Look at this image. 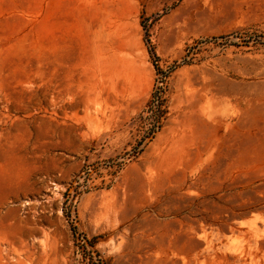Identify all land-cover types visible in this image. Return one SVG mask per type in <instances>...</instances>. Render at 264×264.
<instances>
[{
  "label": "rangeland",
  "instance_id": "rangeland-1",
  "mask_svg": "<svg viewBox=\"0 0 264 264\" xmlns=\"http://www.w3.org/2000/svg\"><path fill=\"white\" fill-rule=\"evenodd\" d=\"M187 82L213 139L149 188ZM0 264H264V0H0Z\"/></svg>",
  "mask_w": 264,
  "mask_h": 264
},
{
  "label": "bare ground",
  "instance_id": "bare-ground-1",
  "mask_svg": "<svg viewBox=\"0 0 264 264\" xmlns=\"http://www.w3.org/2000/svg\"><path fill=\"white\" fill-rule=\"evenodd\" d=\"M119 32V29L116 30L115 35ZM113 33L112 30H107L108 40L101 34L94 36L91 49L88 50V75L91 80L88 86L93 93L102 94L106 88L115 87L121 68L128 66L123 59L121 63L118 51L122 45L115 41L117 37L112 36ZM181 90L177 113L170 126L158 138L157 142L160 144L144 176L149 188H161L166 182L179 184L182 175L178 173L179 167L186 168L191 164L194 166L202 158L214 136L215 124L213 126L214 120L211 122L210 119L212 115H217L213 114L208 99L200 94L192 82L184 84ZM118 214L124 217L123 207Z\"/></svg>",
  "mask_w": 264,
  "mask_h": 264
}]
</instances>
